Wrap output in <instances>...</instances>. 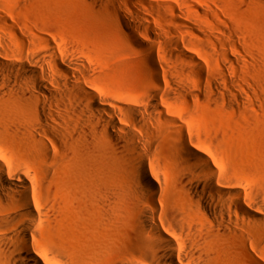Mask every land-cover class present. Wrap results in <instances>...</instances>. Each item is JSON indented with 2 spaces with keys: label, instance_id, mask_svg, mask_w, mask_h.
<instances>
[{
  "label": "bare ground",
  "instance_id": "obj_1",
  "mask_svg": "<svg viewBox=\"0 0 264 264\" xmlns=\"http://www.w3.org/2000/svg\"><path fill=\"white\" fill-rule=\"evenodd\" d=\"M85 1L143 50L129 61L147 87L106 88L102 59L74 37L0 7V264H264V186L247 187L169 108L195 90L256 100L264 148V69L256 90L241 82L258 53L211 6L198 21L182 0Z\"/></svg>",
  "mask_w": 264,
  "mask_h": 264
},
{
  "label": "rangeland",
  "instance_id": "obj_2",
  "mask_svg": "<svg viewBox=\"0 0 264 264\" xmlns=\"http://www.w3.org/2000/svg\"><path fill=\"white\" fill-rule=\"evenodd\" d=\"M182 1L186 2L185 8L189 15L193 14L192 17L198 21L196 10L202 6L213 7L218 14L214 19L221 28H224L225 24L234 26L239 33L238 42L245 44L251 52L258 53L257 59H247L251 64L241 66L244 76L241 82L256 90L259 83L264 80L263 77L262 80L259 77L260 70L264 69V0ZM1 6L28 24L37 20L51 22L59 31H63L64 35L74 37L75 45L81 51L90 54L93 59H102L105 74L100 81L106 88L127 92L132 96L144 94L147 82L145 84L140 81L139 66L129 61L141 59L143 50L131 44L128 32L108 26L106 20L110 17L104 7L85 0H0ZM155 18L158 23L163 22L161 15L157 14ZM152 25L154 26V24L150 26L153 27ZM172 27L163 22L161 31ZM196 34L200 36V33ZM217 36L222 37L220 34ZM164 49L169 51L167 47L159 46L157 55L160 59H164L162 56ZM215 72L219 71L215 69ZM226 78L234 80L238 77ZM194 93L198 97L172 100L169 108L176 113L186 114L193 123L194 134L206 142L210 149H215L222 161L232 165L247 187L264 186L261 185L264 182V148L258 136L257 123L260 112L256 100L237 108L224 103L220 95L216 100L211 94L203 96L196 90ZM234 94H239V91L234 89ZM25 168L35 177L40 174L39 162H28ZM72 239L78 240V233L74 232ZM259 256L264 260V249L259 252Z\"/></svg>",
  "mask_w": 264,
  "mask_h": 264
}]
</instances>
